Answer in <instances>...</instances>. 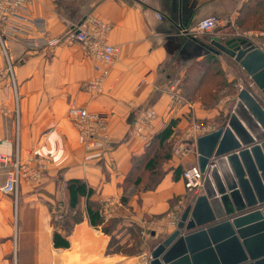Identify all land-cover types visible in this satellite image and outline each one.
Here are the masks:
<instances>
[{
    "label": "crops",
    "instance_id": "0c3cea01",
    "mask_svg": "<svg viewBox=\"0 0 264 264\" xmlns=\"http://www.w3.org/2000/svg\"><path fill=\"white\" fill-rule=\"evenodd\" d=\"M32 11L55 37L96 15L112 26L109 43L120 46L121 53L107 66L79 44L29 52L7 39L19 108L3 74L0 155L8 162H0V188L18 146L23 159L35 155L47 172L38 182L22 183L17 196L0 190V264H134L136 257L110 248L112 235L90 224L85 204L69 233L70 246L56 248L55 232L66 235L69 228L67 222L57 227L51 205L68 202V185L80 181L93 190L89 200L99 204L104 218L118 219L120 228L134 224L142 232L149 229L154 248L168 238L177 227L169 216L175 214L179 221L205 194L203 186L195 192L185 186L184 171L198 168L193 140L221 126L243 81L260 95L235 59L213 54L202 44L210 35L200 33L197 25L217 16L221 25L211 35L250 38L264 50V0H33ZM6 67L0 48V68ZM105 70L102 93L86 87ZM73 104L105 119L111 142L102 159L84 162L86 150L68 117ZM144 109L157 115L152 137L170 130L173 152L154 189H126L134 160L152 141L133 134L135 118ZM202 127L206 133L198 129ZM181 143L189 149L184 157L174 152Z\"/></svg>",
    "mask_w": 264,
    "mask_h": 264
},
{
    "label": "water",
    "instance_id": "95a60500",
    "mask_svg": "<svg viewBox=\"0 0 264 264\" xmlns=\"http://www.w3.org/2000/svg\"><path fill=\"white\" fill-rule=\"evenodd\" d=\"M202 44L235 59L260 95L243 81L221 126L193 140L205 194L151 251L150 264H264V50L240 36Z\"/></svg>",
    "mask_w": 264,
    "mask_h": 264
},
{
    "label": "built area",
    "instance_id": "2783aa9c",
    "mask_svg": "<svg viewBox=\"0 0 264 264\" xmlns=\"http://www.w3.org/2000/svg\"><path fill=\"white\" fill-rule=\"evenodd\" d=\"M33 0H0V48L6 59V69L0 68V80L3 74L8 75V79L13 87L17 109L18 92L15 75L10 63L9 51L7 48V39L14 40L25 46L29 52L42 50L45 48H54L60 44H79L85 51L104 62L107 66L113 65L118 61L121 53V47L109 43V37L112 32V26L97 17L90 14L84 17L78 24L74 25L69 32L62 37L52 36L48 30L47 22L42 18L33 16ZM206 21L211 23L207 27H201ZM221 25V20L217 16H209L202 19L197 29L200 33L211 35ZM108 70L101 72L92 80L86 83V87L95 93L103 92V84ZM177 82H175V85ZM68 117L74 123L78 132V142L86 150L84 162L87 164L103 158L104 152L110 144L108 126L102 115L91 113L88 109L73 104L68 110ZM157 121L156 113L151 109L140 111L133 123V134L136 138L149 143L152 138L151 131ZM205 131V127L198 128ZM19 133V129H17ZM192 137V133L188 138ZM174 152L180 157L189 153L186 144L181 143L175 146ZM0 162L7 163L8 158L0 155ZM11 169L7 174L6 183L0 188L6 195H16L22 183L38 182L47 172L46 164L41 162L35 155L28 154L25 159L19 146L16 148L14 158L11 161ZM34 164H38L34 167ZM185 186L190 191H196L203 186V175L199 168L193 167L184 171ZM170 223L176 227L178 217L172 214ZM151 254L144 253L138 257L137 264H150Z\"/></svg>",
    "mask_w": 264,
    "mask_h": 264
},
{
    "label": "trees",
    "instance_id": "16d2710c",
    "mask_svg": "<svg viewBox=\"0 0 264 264\" xmlns=\"http://www.w3.org/2000/svg\"><path fill=\"white\" fill-rule=\"evenodd\" d=\"M225 84V83H223ZM220 83V85H223ZM170 136V130L164 131L157 136H153L151 138V144L149 145L146 152L140 157L134 160V168L132 169L130 175L126 179L125 187L126 189L130 188L131 186H136L143 190H151L154 189L161 177V164L165 160H168L171 156V142L168 140ZM147 180L145 181V178ZM158 177V178H157ZM146 184L145 187L142 185ZM142 186V187H141ZM93 193L91 188H88L86 184L80 181H73L68 185V194L70 197V207L74 208L77 205V198L88 196L90 197ZM102 216V209L99 206L95 208L94 206H90L88 208V217L90 224L92 226H96L101 228V230L109 234V227L102 225V220L100 219ZM104 217V216H103ZM73 222L68 223L70 228L66 231V235L59 233L56 231L53 237V244L56 248H68L70 246V242L68 240L69 233L71 232V228L74 223L80 221L81 218L78 216L72 217ZM110 222V221H109ZM110 235V234H109ZM113 247V238H112V245L110 248ZM118 253H123L126 255V252L117 251Z\"/></svg>",
    "mask_w": 264,
    "mask_h": 264
},
{
    "label": "rangeland",
    "instance_id": "374dc122",
    "mask_svg": "<svg viewBox=\"0 0 264 264\" xmlns=\"http://www.w3.org/2000/svg\"><path fill=\"white\" fill-rule=\"evenodd\" d=\"M171 147L173 149V145H171ZM172 152L173 151H171V153ZM164 163H167V160L164 159L161 164V174L164 170ZM147 178L149 177H146L145 181L147 180ZM142 186L145 187L146 184H143ZM83 204L87 205V207H99L98 203L89 200L88 194L87 196L77 198V205L74 208L70 207V200H68V202H66L65 204H63V202L61 203V201L58 200L52 203L51 208L55 211L54 216L57 221V227L62 226L64 222H67V224L69 222L72 223L73 216L80 217ZM100 219L102 220V228L103 226L109 227V234L112 235L113 238V250L116 252H126V256L128 258L136 257V259L132 261L134 262V264L135 262H138L137 257L141 256L144 253H151V251L154 249V238L149 229H144L142 232L141 228L134 224H126L125 226L120 228V221L118 219H106L103 217V215ZM68 228H70L69 224Z\"/></svg>",
    "mask_w": 264,
    "mask_h": 264
},
{
    "label": "clouds",
    "instance_id": "9594fccd",
    "mask_svg": "<svg viewBox=\"0 0 264 264\" xmlns=\"http://www.w3.org/2000/svg\"><path fill=\"white\" fill-rule=\"evenodd\" d=\"M210 23V21H206L203 25H201V27H207Z\"/></svg>",
    "mask_w": 264,
    "mask_h": 264
}]
</instances>
